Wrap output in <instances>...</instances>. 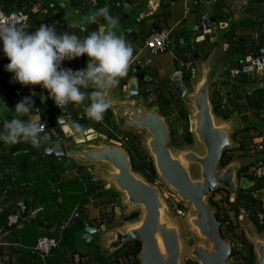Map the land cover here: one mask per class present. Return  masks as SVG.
<instances>
[{"label": "water", "instance_id": "95a60500", "mask_svg": "<svg viewBox=\"0 0 264 264\" xmlns=\"http://www.w3.org/2000/svg\"><path fill=\"white\" fill-rule=\"evenodd\" d=\"M87 2L91 8V0H87ZM162 2V0H123L121 19L129 21L137 17L134 19L136 25L151 19L155 21L153 27L159 29L161 22H165L167 18L169 6L177 4L179 0H166L169 4L166 11L161 8ZM198 4L199 0H193V7ZM226 28L227 25L219 23L216 18L204 15L195 28L201 33L196 42H204L209 45L220 44L219 31ZM123 35L125 38H130L134 37L136 33L126 31ZM211 49L208 47L207 52L211 53ZM189 50L192 56L198 60L199 55L194 48ZM235 50L238 52V48ZM218 61L212 63L216 65L217 74L218 66L221 63L220 60ZM238 66H242L245 73L261 70L264 72V49L247 55L237 63L228 65L225 70L236 69ZM228 75L229 72H227ZM214 77L215 74H206L194 91L193 88L186 90L181 81L182 70L180 68L174 74L172 82V89L178 97L186 98V101L196 111L193 135L206 149L204 158H199L193 152L180 156L173 155L170 149L169 123L165 121L166 118L160 115L158 107H147L140 94V84L150 83L153 78L147 75L139 65L134 68L127 84L130 100H125L122 97L115 98L113 88L107 90L105 96L110 104L108 109L113 112L120 126L146 130L150 136L147 145L154 157L155 169L159 178H162L169 187L176 191L183 201L190 203L197 213L192 224L198 230L201 238L210 240L212 251H207L203 246H197L192 251V256L200 264H230L229 259L233 252L232 243L222 238L216 210L210 207L208 200L216 190L225 189L230 194V200L234 202L238 190H249L252 184L248 179H238L237 174L241 169L239 163H231L225 169L220 168L224 152L235 148L236 145L230 137L234 129L231 125H218L216 117L212 113L210 88ZM187 91H193V94L187 96ZM4 104L3 99L0 98V105ZM61 118H59L61 119L59 124L64 127L66 138L73 140L72 146L67 149L64 143L47 144L44 145L46 153L54 154L59 158H71L79 165L107 164L110 166V170L105 169L100 172L103 176L101 179H105L109 182L107 184L113 185V188L125 197V203L118 208L119 215L137 206L144 209L140 225L133 226L131 224L132 227L128 229L132 233L129 232L127 236H121V234L128 230H115L110 233L112 241L106 252H116L127 243L139 241L142 243L140 264H180L182 247L179 229L166 216L168 210L161 201L159 189L132 171L129 152L114 140H109L107 136L96 133L94 129L74 135L68 125V119ZM191 164H199L202 167L200 180L191 178L189 167ZM219 169L223 170L222 174H219ZM100 230L102 229L87 227L84 238H92V234L101 232ZM251 238L256 256L255 264H264V241L261 242L254 236ZM96 264H108V258L101 257Z\"/></svg>", "mask_w": 264, "mask_h": 264}, {"label": "crops", "instance_id": "0c3cea01", "mask_svg": "<svg viewBox=\"0 0 264 264\" xmlns=\"http://www.w3.org/2000/svg\"><path fill=\"white\" fill-rule=\"evenodd\" d=\"M162 1L163 4L161 5V8L162 10L166 11V8H168L167 6L169 4L166 2V0ZM225 3L226 13L231 14L233 17L232 21L238 23V29L235 33V36L236 42L238 44L237 46H239L241 49H239L237 46H234L238 48V52L236 50H234L233 52V48L227 41L228 39L226 38V32L228 29H221L219 31L220 44L217 43L214 45H209L204 42H196L197 38L201 36V33L195 30L201 17H203L204 15H209L210 18H215L212 15V9L214 8L215 0H199V4L196 7H193V0H179L177 4H171L169 6L170 9L167 12V18L165 22H161L160 24L161 29H172V44L170 47V51H172L173 54V58L171 59L173 61L174 67L170 66V64L165 65V63H163L162 65L160 61L156 66L160 69L161 73H164L166 75L167 73H170V80L172 82L174 74L177 73L180 68L182 70V77L183 68L185 70H191V80L189 81V83L194 82V84L192 85L194 88H196V86H198L202 82L206 74H215L214 82L210 88V96L212 93H215L219 102L225 104L228 111L232 113L231 118L227 121L219 119L218 125H231V127L234 129L233 132H231L230 137L235 142V148H239L241 144L246 145L243 150L237 152L238 156L235 157L233 163H239L241 169L249 167L248 171L243 174L241 173L240 178L248 179L252 184V188L255 183V177L253 174L254 163L257 160L264 158V105L263 110L260 113L256 111V106L254 104L255 101L253 98H251V96L258 88H264V72L256 71L244 74L242 73L235 81H233L232 84H235L233 86L229 83L227 76V72H229L231 69L227 71L225 70V68L228 65L239 62L247 55L254 54L255 50L259 52L261 49H264V43L262 44V41L264 40V3L256 5L253 0H226ZM104 6H106V1ZM109 10L110 14L117 19L119 24L117 35L121 36L126 31L136 33L134 37L124 38L132 46L134 50L133 54L141 51L140 55H143L145 52H147L146 49H143V43L144 40L148 38L154 31L159 30L153 27V23H155V21L149 19L142 24L136 25L134 23V19H136L137 17L129 21H123L121 19L123 10H116L114 8H109ZM72 12L75 14L74 10H72ZM68 15L61 17L67 19V21H73L71 20V17H68ZM84 17L85 18L83 20L85 22L83 23L85 24L84 26H86L88 24V16L84 14ZM62 19L61 23L63 24L64 20L62 21ZM98 19L103 21L101 22L102 25L99 26L100 28L105 24V21L103 20V18ZM80 21L79 23H82ZM230 23L231 20H229L227 23L221 24H226L229 26ZM71 24L72 23L70 22V27L68 26L67 29L62 32H75L77 35L83 37L82 34L78 33L75 30L77 29L75 28V25ZM260 46L261 49L258 50L257 48ZM208 47L212 48L211 53L207 52ZM190 48H194V50L197 52V54L199 55L198 60H196L195 57L192 56L189 50ZM140 55L137 57L138 61L142 63L148 62L149 64L148 67L144 69L145 73L150 77H153L152 75L155 74L158 75L159 73L157 67L152 65L149 59H141ZM235 55H239V57L237 58V56L235 57ZM218 60H220L221 63L218 66L219 71L217 74L216 65L212 63L216 61L219 62ZM69 62L67 69L76 71L77 68L74 67V61L71 60ZM182 62L183 67L181 66ZM86 63L87 62L85 61L83 64L82 61L80 67H82L83 69L86 66ZM136 65L137 64L134 63L128 69V75L120 80L118 86L113 87V95L115 98H123L122 87L124 86V84H128L129 79L127 80V78L132 75V72ZM4 78L5 74L0 72V80ZM182 84L186 89H189L187 85L189 86L190 84H184L183 81ZM141 86L142 85L140 84V87ZM167 91L168 92L159 90L158 92H156V90H154L153 94L155 100L159 94H164L165 96L170 95L174 99H177L178 96L175 97L174 94L171 93L173 90L168 89ZM4 92V95L6 96L2 97L1 95ZM140 94L142 95V97H144L142 92ZM25 97H31L33 100V108L38 109V111L33 113L35 117L40 116L41 121L50 120L53 115L44 110L43 106L39 103L40 100L42 101V103H49L48 94L44 89H37L33 96L29 92L25 91L23 98ZM0 98L3 99L5 103L4 105L8 108L7 109L6 107H0V127H2L3 122L7 120L8 116L10 117V114L15 116V113H13L14 109L12 107L17 99L14 97L13 93L7 89V84H3L2 82H0ZM22 99H20V101ZM72 107L71 110L74 111L72 115L76 116V110L74 109V107ZM47 109H51L49 104L47 105ZM169 109L172 113L171 116H176L177 110L175 109V106L171 105ZM8 110L10 111V113H8ZM52 110L54 109L52 108ZM4 113H6V115H4ZM258 113L260 114V118L256 116ZM171 116L169 118L170 120L172 118ZM179 119L182 120L180 115ZM173 120L174 121L171 120L173 123L177 121L176 118H174ZM109 122L110 123H107L105 126H100L99 129L95 130L96 133L103 134L107 136L109 140H112V130L118 131V128H127L125 130L129 131H123L125 134L133 132L128 129L132 127H122L119 125V123H117L116 119L115 122L109 119ZM114 123H116V125L118 126L117 128H115ZM60 129L64 132L63 126H61ZM65 138L66 136L60 140H53L51 137H49V140L44 144L64 143L66 146ZM97 143H99V141H97ZM20 144L24 148L28 146V144L23 142ZM6 145L7 144L0 143V150L9 152L10 145ZM260 147H262L261 150ZM81 166L84 167V172L82 173V175L85 177L86 181L88 182L89 177L94 181V189H86L90 190L88 204L83 206L76 205L72 210L70 217L72 216L76 208L79 209V217L77 218V220L65 230H61V225L66 221H64L61 225H57V223L48 224L47 220L44 222L40 221V223H36L33 225V229L27 231V244H24L23 237L21 235H17L15 238L13 236L7 237V240L11 244L10 248L6 251L8 261L4 262L0 258V264H96L98 259L104 256L108 258V264L127 263V258L125 257L119 258V263H117V261L115 260V254L119 251V254L121 255L123 252V247L116 252L110 253H107L106 249L112 241L110 239L111 232L115 230L125 231L132 227L130 223L123 222V217L130 215L133 209H131L130 211H124L122 215H119L118 208L122 207L123 203H125L124 195L120 194L116 189L111 187L110 184H107L99 177L97 178V176H95L96 174H98L97 171L99 164ZM66 175L67 177L73 178L76 175V171H68ZM88 187L92 188L91 186ZM256 194H264V184L261 185V189L255 190L252 193L255 198H257ZM260 201L262 206L264 204V199ZM53 206L52 208L56 210L60 206L59 201L54 202ZM41 208L42 206H38L33 210V212L38 211ZM241 211L244 212V214L247 213L243 210ZM230 214L231 213H229V215ZM247 214L249 215V213ZM37 215L44 216L45 214L43 211H39L31 217L28 216V218L30 217L28 221L36 218ZM245 217L247 218L246 221H244ZM229 220L233 223V226L236 227L234 229V235L230 234V237H233L236 242L234 245V243L230 240L233 246V250L235 249L236 255H239L240 252L247 253V243L243 244L241 243V240L245 238L247 242L250 243L251 236H253L255 232L257 233V231H254L255 228L251 229L250 227L251 224H253L250 221V217L248 218L247 216L242 214L236 216L235 214L233 215V217L230 216ZM27 222H21V225L19 228H17V230H22L25 223ZM87 227H92L94 229L100 228L102 230H100L101 232L93 233L92 238H84L85 230ZM37 234H46L43 236L56 237L60 240L59 248L54 250L51 255H49L45 259L37 257L32 251L35 246L34 238ZM17 244H21L22 246H16ZM239 247H242V249H240ZM19 249H22V252L19 253ZM249 261L252 264H255V254L252 259L245 256L244 259H241L240 257V259L237 260L234 255L233 258L231 257L229 259L230 264H247Z\"/></svg>", "mask_w": 264, "mask_h": 264}, {"label": "trees", "instance_id": "16d2710c", "mask_svg": "<svg viewBox=\"0 0 264 264\" xmlns=\"http://www.w3.org/2000/svg\"><path fill=\"white\" fill-rule=\"evenodd\" d=\"M106 0H99V7H103ZM210 1V0H207ZM226 0H215L214 8L212 9L213 16L218 20L220 23H227L229 20H231L230 25L228 26V30L226 32V38L227 41L230 43L231 47L237 46L236 42V36L235 33L238 29V23L235 21H232L233 17L231 14H227L225 11L226 8ZM256 5H260L264 3V0H253ZM42 2L45 6L48 5L50 2L59 3L56 0H0V8L4 9L6 12H13L15 10H22L26 8L27 12H29L31 16V20L29 25V30L35 31L36 28L40 26L41 23L45 25H55L57 32H62L67 29V27H70V20L67 21V19L61 17L65 16V12L68 9H64L63 7L58 6L57 13L55 16L49 17V16H43L42 14H34L31 13L32 7L34 3ZM65 3L68 4V8H71L74 10L75 15H84L85 13L83 11H80L77 13V10L82 5V0H65ZM28 5V8H27ZM90 10V9H88ZM91 11V10H90ZM63 18V19H62ZM61 19L64 22L61 23ZM73 23L78 24V28L75 29L78 33L82 34L83 36H86L91 31H96L99 29V26L102 25V20L97 19L99 24H87L86 26L82 25V23H79L78 20L73 19ZM264 43V40L262 41V44ZM239 49H241L239 46H237ZM236 47L232 49L234 50ZM258 50L261 49V46L257 48ZM257 50L254 51L256 53ZM83 64L86 61L87 57H83ZM9 63L7 60L3 63L2 68L0 69L1 73L5 74V78L1 79L0 82L3 84H7V81L9 77L11 76L10 73L6 72L5 66ZM70 63V62H69ZM82 69V67L77 68V70ZM237 69H242L241 66H238ZM244 74V73H243ZM191 80V70H185L183 68V77L182 81L184 84H189V81ZM233 86L235 84H232ZM5 92L1 95L2 97L6 96L4 95ZM251 98L255 101L256 111L259 113L263 110L264 105V88H258L254 93L252 94ZM179 100V99H178ZM174 98L169 96H165L164 94H159L155 101L152 103H148L147 105L149 107H158L160 115L167 120L172 115L169 107L174 104ZM180 102V117L182 118L184 122V131H183V140L180 143L178 142V139L175 140V131L171 130V145L178 149L183 150L185 147H190L194 145L195 137L190 131V112L185 106L183 101ZM39 103L43 106L44 110L51 113L53 116L50 118V122L53 126H55L59 133H60V139L64 138V132L60 129L59 123H57L58 119L62 117V115H71L70 120V128L73 121L78 122L80 125L83 126L84 132L94 129L97 130L100 127L99 122L92 121V120H83L80 121L76 118V116L72 115L74 112L71 110V105H68V111L66 114H62L59 111H56L53 107L51 109H47V105L49 103H42L40 100ZM211 105H212V113L217 119H221L223 121H227L231 118L232 113L228 111L227 107L223 103H220L219 100L216 97L215 93L211 94ZM13 108V107H12ZM52 108L54 110H52ZM73 108V107H72ZM8 113L10 111L8 110ZM257 114L256 116L260 118V114ZM109 119L113 122H115L113 113L107 109L104 114V120L107 123L109 122ZM7 120H9V116L7 117ZM170 122V121H169ZM115 124V128L118 126ZM130 135L131 139V145L133 147V151L129 152L130 159L132 162V171L136 174L141 175L146 181H148L150 184H155L159 180V176L157 174V171L155 169V164L152 159H150L147 155H143V147L140 140V137L134 133L130 132L128 133ZM113 136V134H112ZM55 140V138H52ZM252 141V140H251ZM27 144V143H26ZM47 144H43L41 148L34 149L29 144L26 146V148L22 147L20 143H17L15 145H10L9 152H4L0 150V195L7 192L8 197L5 199L6 204L8 205V208H6L1 214H0V226H2L5 223V219L7 218L8 214L10 213L11 208L14 206L15 203L18 201H24V203L27 206V214L26 216H30V214L33 212V210L38 207L42 206V210L44 212V216L37 215L36 218L33 220H29L27 223H25L24 228L22 230H17V228L12 229V235L14 238L17 235H21L23 237L24 244H27V231L33 229V225L36 223L44 222L47 220L48 224H54L57 223V225H61L64 221H67L68 218L71 215L72 210L75 208L76 205H86L89 203V196H90V190L86 189H94V181L89 177L88 182L86 181L85 177L82 175L84 172V167L77 164L75 160L68 158V157H56L54 154H47L45 150V146ZM7 146V145H6ZM245 144H241L239 148H235L231 151H225L223 154V158L220 162V168L225 169L228 165L234 162V155L233 152L241 151L245 148ZM145 154V153H144ZM264 159V158H261ZM254 167V166H253ZM76 171V175L72 177H67L66 173L68 171ZM249 170V167H245L244 169H240L237 176L240 178L241 173H245ZM100 182V181H98ZM254 186L250 188L249 190H242L239 189L236 195V199L234 202L230 201V194L225 189H218L216 190L210 199L208 200L209 205L211 208L216 210V218L218 222L220 223V232L222 238L225 239L223 228H225V234L229 237L230 234L234 235V229L236 227L233 226V223L229 220L228 214L226 215L223 213L222 209L219 207V204L215 202L214 197L215 194L224 191L228 194V197L225 199V203L228 204L229 207L232 208V210L235 211L236 216H238L241 212V210H245L247 213H252L253 215L250 217V221L253 223L257 233L262 234L264 232V226H260L256 219V214L260 210H264V204L261 206V201L257 198H255L252 193L255 190L261 189V185L264 184V180H258L255 178L254 180ZM89 183V184H88ZM91 186L92 188L88 187ZM21 199V200H20ZM60 203V206L55 210L52 208L54 202ZM54 207V206H53ZM139 212L131 213L128 216H125L123 218L124 222L133 224L134 222H137L140 218ZM42 225V224H41ZM37 234L35 236V244L37 240L43 235L46 234ZM39 237V238H38ZM38 238V239H37ZM241 243L248 244L247 240L243 238L241 240ZM21 244H17V246H20ZM22 246V245H21ZM142 250V243L139 241H135L133 243H127L123 247V252L120 255L119 251L115 254L116 261L119 263V258L125 257L127 258L126 264H140V254ZM247 253H239V255H236L235 249L233 250L230 258L234 257L238 260L244 259L245 256L252 259L254 257V246L252 244L247 245ZM22 252V249H19V253ZM113 264V263H112ZM186 264H199L197 261L188 260ZM247 264H252L250 261Z\"/></svg>", "mask_w": 264, "mask_h": 264}, {"label": "clouds", "instance_id": "9594fccd", "mask_svg": "<svg viewBox=\"0 0 264 264\" xmlns=\"http://www.w3.org/2000/svg\"><path fill=\"white\" fill-rule=\"evenodd\" d=\"M98 18H103L105 24L83 37L75 32H57L55 25L43 23L31 31L29 25L19 22L15 16L0 20V50L9 61L4 70L20 85H39L62 113L68 105L83 106L87 119L102 121L110 107L105 92L118 86L128 75L134 50L117 35L118 21L107 6L93 12L87 20L94 23ZM82 56L87 57L83 69L73 71L61 67L64 61ZM36 111L31 97L18 102L13 112L15 118L5 120L0 127V143L23 142L34 149L41 148L49 135L40 116L33 115ZM71 129L74 135L84 131L76 121L72 122Z\"/></svg>", "mask_w": 264, "mask_h": 264}, {"label": "built area", "instance_id": "2783aa9c", "mask_svg": "<svg viewBox=\"0 0 264 264\" xmlns=\"http://www.w3.org/2000/svg\"><path fill=\"white\" fill-rule=\"evenodd\" d=\"M19 1V0H16ZM22 1V0H21ZM82 5L79 7V9L77 10V13H79L80 11H83L87 16H90L93 12L92 11H96L98 10L99 7V0H91V8L89 7V4L87 2V0H82ZM63 7L64 9L68 8V4L63 2V3H54V2H50L48 3V5H44L42 2H37L36 4H33L31 13L34 14H42L43 16H55L57 13V9L58 6ZM106 6L109 8H114L116 10H123V4H122V0H106ZM28 8V5H27ZM90 9V10H88ZM12 16H15L19 22L21 23H25V24H29L30 20H31V16L29 14V12H27L26 8L22 9V10H15L13 12H6L4 11V9L0 8V20L3 19H10L12 18ZM88 24H99L98 21L96 22H91L89 20H87ZM74 23L72 22V25ZM228 26V25H227ZM75 27L78 28V24H75ZM171 34H172V29L170 28H164V29H159L154 31L148 38H146L144 40L143 43V49H146L147 51L150 52L151 55L153 56H159L161 54H165L167 52L170 51V47L172 44V39H171ZM121 37L125 38V36L122 34ZM2 47V46H0ZM141 54V51H138L136 53L133 54L131 61H130V66L129 68L136 63L137 65H139L142 70H144L145 68L148 67V62H139L137 57ZM82 57L74 59V67L75 68H79L82 64ZM7 61V58L4 56L2 50H0V69L3 66V63ZM68 62L69 61H64L61 65L62 68H68ZM136 65V66H137ZM183 67V62L182 65ZM242 67V66H241ZM263 71V70H261ZM259 72V71H258ZM242 73H245L243 71V68L240 69H231L229 71V75H228V80L229 83L232 84L233 81H235ZM130 77V76H129ZM128 80V78H127ZM41 87L39 85L37 86H23L20 85L19 83H17L12 76L9 77L8 81H7V89L10 90L14 97L17 99L15 101V103L13 104V109H15V105L20 102V99L23 98L24 96V92L27 91L30 94H32V96L34 95L35 91L37 89H40ZM141 92L143 93V98L145 99L146 102L151 103L154 101V94L153 91L148 88L147 86H142L141 87ZM6 91V90H5ZM122 91H123V99L125 100H130V94L128 91V85L127 83L124 84V86L122 87ZM140 92V93H141ZM48 102H49V106L53 107L56 111H59L60 113H62L61 109H59L54 101L50 98H48ZM225 105V104H224ZM74 109L76 110V118L80 121L86 120L88 121L89 119H87L85 117L84 111H83V106H73ZM226 107V105H225ZM68 111V106L65 112H63L62 114H66ZM62 117H66L68 119V123H70L71 120V115H62ZM43 124H45V132L49 135V137L51 138H56L58 139L60 137V133L58 131V129L53 126L51 124L50 121H41ZM100 126H105L107 124V122L104 120L99 121ZM111 134H113L112 136V140H114L120 147L122 148H127L128 144L131 142L130 136L128 134L116 131V130H112ZM262 149V147H260V150ZM128 150V149H126ZM253 174L254 177L258 180H264V159H259L254 163V167H253ZM8 193L5 192L3 194L0 195V214L6 209L8 208V205L5 202V199L8 197L7 196ZM42 209L38 210V211H34L30 214V217L33 216L34 214L38 213L39 211H41ZM27 206L23 201H18L17 203L14 204V206L11 208L10 213L8 214L7 218L5 219V223L0 226V251H1V259L4 262L8 261V256H7V250L10 248L11 244L9 243V241L7 240V237L12 235V229L13 228H19L21 225V222H27L28 218L26 216L27 214ZM79 209L76 208L74 213L72 214V216L61 225V230H65L67 229L69 226H71L79 217L78 214ZM178 213L181 216H184V212L182 211H178ZM256 219L257 222L260 226H264V210H260L259 212H257L256 214ZM17 246V245H16ZM60 246V240L56 237H41L37 240L34 248L32 249L33 253L41 258V259H45L47 258L49 255H51V253L58 249Z\"/></svg>", "mask_w": 264, "mask_h": 264}, {"label": "rangeland", "instance_id": "374dc122", "mask_svg": "<svg viewBox=\"0 0 264 264\" xmlns=\"http://www.w3.org/2000/svg\"><path fill=\"white\" fill-rule=\"evenodd\" d=\"M59 3H63L65 0H56ZM69 13V15H68ZM71 17V20H79L80 22H82V25H85L83 22H85L83 19L85 18L84 15H79L76 16L73 12L72 9H68L65 12V16ZM71 22V21H70ZM141 59H149L151 61V64L156 66L159 64V61L161 62V64L163 65V63L166 64H170V66L174 67L173 65V61L171 58H173V54L172 51H169L165 54H161L159 56H153L150 54L149 51L145 52L143 55H140ZM237 56V58L239 57V55H235V57ZM157 67V66H156ZM158 69V75H152L154 78L152 80V82L150 83H146L147 87L150 88L151 90H156V92H158L159 90H163L165 92H168L167 90H173L172 89V81L170 80V73L164 74L161 73L160 69L157 67ZM130 77H128V79H130ZM157 84V85H156ZM190 85L187 87L188 88H193L194 91V87L192 86L194 84V82H190ZM159 86V88H158ZM142 87V86H141ZM188 90V89H186ZM193 91H187V96L193 94ZM172 94H174L175 97H177L178 95H176V92L173 90L171 92ZM144 99V98H143ZM179 99V100H178ZM145 100V99H144ZM175 103L173 104L175 106V109L177 110V114L176 116L173 115L171 116V120L174 121L173 119L176 118L177 121L176 122H172L170 119H165L166 122L169 123L170 126V130H174L175 133V140L178 139L177 143L182 142L183 140V131H184V122L183 120L179 119V115H180V111H181V107H180V102L179 101H183L185 106L187 107V109L190 112V131L192 132V134L194 133V113L196 112L195 109L193 108V106L191 104H189L186 101V98H182L180 99L179 97H177V99H174ZM177 101V102H176ZM147 107H149L147 105ZM4 115H6V113H4ZM15 118L14 115L10 114L9 119ZM216 119V123L218 124L219 119ZM171 123H170V122ZM127 129V128H125ZM124 128H118L119 132L124 133L123 131H129V130H125ZM131 131L135 132L141 140L142 143V147H143V155H147L150 159H152L154 161V157L150 151V149L148 148V140H149V134L146 132V130H137V129H132V128H128ZM233 134V133H232ZM129 135V134H128ZM130 136V135H129ZM195 137V135H194ZM65 143H66V147L67 149H69V147L72 146L73 140L70 139L68 140V138L65 139ZM123 149H128L130 152H132L133 147L131 145V142L128 144L127 148H123ZM170 149L173 153L174 156H180L183 155L185 153H189V152H193L195 153L199 158H204L206 155V149L205 147L198 141L197 137H195V142L193 146L190 147H185L183 150H178L176 148H174L171 144H170ZM235 148H231L229 151L232 152V150ZM127 151V150H126ZM145 153V154H144ZM234 157L238 156L237 152H233ZM190 171H191V178L193 177L195 180H200L201 177V173H202V167L198 164H191L190 166ZM110 170V166H108L107 164H101L98 166V171L95 176H97V178L99 177L101 179V177L103 178V176L101 175L100 172H102L103 170ZM223 170L219 169V174H222ZM140 177V176H139ZM141 178V177H140ZM142 179V178H141ZM239 179V178H238ZM102 180V179H101ZM105 180V179H104ZM102 180V181H104ZM144 180V179H143ZM106 181V180H105ZM104 181V182H105ZM106 183H109L106 181ZM111 187H114L113 185L110 184ZM154 186H156L159 191H160V198L162 203L166 206L167 210H168V214L166 215L179 229L180 232V240H181V247H182V252H181V257H180V264H186V262L188 260H192V261H197L199 263V261L197 259H195L192 256V251L194 250V248H196L197 246H203L207 251H212V245L209 239H202L198 230L194 227V225L192 224V220L197 217V213L195 212V210L193 209V206L188 203L183 201L178 194L176 193V191H174L171 187H169V185L162 179L159 178V180L154 184ZM257 195V194H256ZM228 197V194L225 193L224 191H220L218 193L215 194L214 200L216 203L219 204V207L222 209L223 213H225L226 215L228 214V216H232L235 215V211L232 210V208H230L228 206V204H226L224 201L225 199ZM257 199L262 200L264 199V194H258L257 195ZM231 201V200H230ZM232 202V201H231ZM178 211H182L184 212V216H181ZM245 211V210H243ZM134 212H139L140 218L137 222L133 223V226H137L140 225L142 219H143V215H144V209L140 206H137L136 208H134L132 210L131 213ZM246 212V211H245ZM229 213H231L229 215ZM240 214L247 216L248 218L251 217L253 214L249 213V215L247 213L244 214V212H240ZM246 217L244 219V221H246ZM124 222V220H123ZM254 225L251 224V229H254L255 227H253ZM254 231H256V229H254ZM223 233H224V237L226 241H232L235 245V240L233 239V237H228L225 234V228H223ZM256 237V239L261 240V242L264 241V232L262 234L259 233H254V235ZM252 239V238H251ZM133 243V242H131ZM253 245V241L251 240L250 242ZM250 243H248L247 245H249ZM240 248V247H239ZM242 249V247L240 248ZM245 250V248H244ZM200 264V263H199Z\"/></svg>", "mask_w": 264, "mask_h": 264}, {"label": "bare ground", "instance_id": "6f19581e", "mask_svg": "<svg viewBox=\"0 0 264 264\" xmlns=\"http://www.w3.org/2000/svg\"><path fill=\"white\" fill-rule=\"evenodd\" d=\"M193 124H194V123H193ZM129 232L132 233L131 231L128 230V231H126V232H122L121 236H127V234H128ZM202 239H204V238H202ZM117 241H118V239H117Z\"/></svg>", "mask_w": 264, "mask_h": 264}]
</instances>
